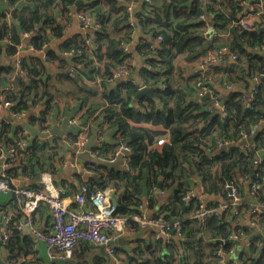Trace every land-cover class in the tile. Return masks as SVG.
<instances>
[{"label":"trees","instance_id":"trees-1","mask_svg":"<svg viewBox=\"0 0 264 264\" xmlns=\"http://www.w3.org/2000/svg\"><path fill=\"white\" fill-rule=\"evenodd\" d=\"M86 1L79 10L100 24L93 33V45H88L83 37H74L58 46L62 55L71 50L75 52L72 67L76 72L67 71L65 60L56 50L45 52V56L43 51L53 38L64 37V23L55 18L53 11L61 9L72 19V8L77 0H29L27 7H23L25 14L18 15L19 23L13 26L0 13V60L4 51L9 56V63L0 64V97L12 103L7 113L2 114V144L16 145L17 139L23 137L25 128L14 123L17 119L14 113L27 112L31 120L40 121V124L46 122L48 113L56 105L51 79H69L77 84L80 106L91 113L100 109L98 115L103 117L106 128L114 131V144L105 141L103 148H91L105 163L86 162L88 170L95 173L94 177L81 179L79 185L89 187L86 207L91 206L90 196L96 191L110 186L125 189L117 213L127 217L126 224L139 226L132 216L144 213L142 196L155 190L160 177H163L162 187L172 189L171 201L151 218L162 217L172 224L178 222L179 242L154 237L143 249H134L132 253L126 250L124 264H220L219 260L235 252L238 246L232 236L238 235L242 240L252 234L251 224L241 221L247 216L246 211L240 205H232L227 186H238L242 194L245 184H250L251 189L252 184L260 185L254 196L264 206V0H253L247 10L248 0H152L137 4L133 11L127 7L130 0ZM247 11L248 15L259 13L261 21L250 23V27L243 25L241 21ZM210 15L219 37L212 45H207L202 34L208 25L202 17ZM25 32L31 37L22 43ZM137 32L143 34V39L136 51L146 57L139 70V80L133 77V54L123 50ZM158 36L164 38L159 44ZM5 38L10 40L9 44H3ZM224 48L236 56L237 64L244 66L242 73L225 65L210 66L189 78L176 73L179 57L192 63ZM260 50L262 52L258 53ZM18 53L22 58L19 69L16 67ZM228 58L225 53L222 61ZM55 61L61 62L56 66L59 72L51 73L47 64ZM122 66L130 71L129 78H116L115 73ZM97 79L101 81L92 83ZM250 81H256L251 92L233 88L239 82L248 88ZM218 82L232 88L229 95L216 92ZM145 86L155 88L153 97L136 100L137 92ZM203 87L211 93L209 98H202ZM97 95L102 102L95 99ZM223 100V109H220L215 104ZM38 102L41 107L35 109ZM90 118L85 114L78 116L81 122L77 120L76 123L80 126L71 137L74 151L84 126H89L90 140ZM142 124L165 129L158 131ZM254 126L259 130L255 140L247 146L241 145L243 133ZM160 139L166 142L158 146ZM220 141L235 145L220 151ZM62 142L66 143V139L61 136L55 138V144L50 139L30 140L29 137L25 149L18 151L20 162L6 170L7 178L33 179L46 171L55 173L57 165L66 162L64 154L67 151ZM120 142L128 146L130 152L112 161ZM121 159L127 165L124 170L114 166ZM198 178L205 193L220 196L218 199L222 203L231 204L222 212L209 215L204 222L196 215L203 200L196 196L190 203L185 201V196L195 191ZM75 188L73 196L79 190ZM149 199L148 207L151 208ZM221 202L212 198L208 204L218 208ZM0 203H6L3 195ZM238 207V212H232ZM37 214L44 215L46 223L50 219L44 205ZM21 217L9 224L4 251L7 264H47L36 237L19 227ZM252 219L255 224L264 225V212L252 213ZM173 234L178 231L173 230ZM260 240L252 238L238 262L230 259L225 264H264V243ZM156 247L160 248L158 255L151 251ZM81 248L92 250L89 245ZM84 261V264H106L108 257L98 253ZM65 264L82 263L75 261L73 255Z\"/></svg>","mask_w":264,"mask_h":264},{"label":"crops","instance_id":"crops-1","mask_svg":"<svg viewBox=\"0 0 264 264\" xmlns=\"http://www.w3.org/2000/svg\"><path fill=\"white\" fill-rule=\"evenodd\" d=\"M81 1L82 3L80 5L76 4V7H81L87 3L86 0H81ZM138 2H139L138 5H142L143 3V2L141 3L140 0ZM157 2H161V0H157ZM28 4H29V0H0V13L4 14V16H6L7 18L8 24H10V26H13L14 24L19 23L17 16L21 14H25V13H22L23 7L26 8ZM250 7H251V4H250ZM105 9H107V6H105ZM53 13H54L55 18L59 22H62V24L64 23L65 28H64V37L59 40L57 38L56 39L53 38L50 46L52 47L51 49L56 50L58 55L62 59L65 60V63H66L65 66L67 67V71H68L69 68L74 64V61L71 58L72 61L70 64V62L67 60V57H65L64 55L60 53L61 51L58 46L60 45V43L73 39L74 37H83L85 39L90 38V43L91 45H93V38H94L93 33L95 30L83 29L80 21L75 17V15L73 16L72 19H69L67 14H64V12L61 11V9H56L53 11ZM202 18L207 21V25H208L207 28L203 32L204 34H206V37L204 38L206 39L207 45H212L213 41L219 37L218 30L215 28V25H214L215 23L211 15L202 17ZM248 18L251 24L261 21V17L259 13L250 14ZM142 39H143V34H141L140 32H137L134 34V36H132V39L130 40L129 44H126L129 48V51H131L134 57L135 70L133 72V77L135 79L138 76L137 71L139 72L140 68L146 62V57H144L143 55L139 54L136 51V48ZM5 40L6 41H3V44H9L10 40L8 38H5ZM22 40H23L22 43H24V38ZM22 47H24V45H22ZM2 57L3 58L0 60L1 61L0 64L2 62L9 63V56L6 54V51H4ZM230 60H233L232 56H229L228 61L231 62ZM60 63L61 62L59 61H55L52 64L48 63L47 67L51 71V73L53 72L57 73L59 72V69H57L56 66ZM176 64H177L176 73L182 74L185 78H189L191 75L195 74L196 72L203 70L200 67L201 65L200 60L196 62L188 63L187 61H185L183 56L178 58ZM101 67L103 68V64H101ZM244 70L238 69V71H240L239 73H242ZM100 81L101 79H97L96 81H93L92 83H96ZM251 83L252 81H250L249 87L246 88L243 83L239 82L235 84L233 88L238 89V90L240 88L247 89V92H249L251 88ZM50 84H51V89L53 90V92H55L56 96L57 95L58 96L56 98V105L51 109V112L48 113L47 115L46 122H44L43 124H40V121H33L31 120L32 118L29 116V114H26L24 117L14 120L15 121L14 123L21 125L23 128H25V130L28 131V133H30V140H34L37 138H41V139L45 138V139H50L52 144H55L54 141L56 137L61 136L63 139L64 138L66 139V143L65 142L61 143L64 146V150L67 151V153L64 154L66 158V162L63 163V165H57L58 166L57 170L55 173L52 174V178H53V181L58 186H62V187L64 186L67 188L68 192H71L70 193L71 195L68 193L66 202L70 204V206L71 205L73 206L74 198L72 195L73 193L72 191L76 190L75 187H80L79 185L81 183V179H87L85 177L86 174L88 173L92 175L95 174L94 172H89L88 168L86 167V162L105 163L103 162L104 159L94 157L93 150L91 148L93 147L103 148V143L105 141H107L110 144H114V131L113 129L106 128L103 117L101 115H98V112L100 109H97L95 112L91 113V111H89L87 108H82V106H80L81 101L77 99L80 93H78L79 91H77L76 83L71 82L67 78H62V79L52 78L50 81ZM92 85H97V84H92ZM215 89L217 93L223 96H227L231 92L232 88H226L224 85L218 82V84L215 85ZM207 92L208 91H206L205 93ZM95 99L97 101L102 102V99L99 95H97ZM35 109H38V108H35ZM0 112L1 114H4V115L7 113L6 109L2 108L1 106H0ZM84 114L86 116L91 117L88 120V123L90 124V140L88 141L86 145V150H84L80 154H77V152L74 151L75 145H74V142L71 141V137L73 133H75V131L78 130L77 127L80 126L78 125V123H80L81 121L80 119L78 120V116L79 117L80 115L84 116ZM74 118L78 120V123H73V122L71 123V120H74ZM142 125L147 126L151 129L158 130V131L165 129L163 128V126H153L149 124L148 125L142 124ZM262 128H264V126H262ZM45 129H47L48 132H44L43 130ZM247 145L248 143L245 146ZM70 149L71 151H69ZM262 150H263L262 153L264 155V147ZM80 160H82V162H80ZM114 166L121 170H124L127 168L125 160L123 159L119 160ZM162 180H163V177H160L159 183H161ZM196 180L197 182H199L198 185H196L195 187L196 196H199L205 199L208 198L206 200H210L213 198L220 202L222 201L218 199L220 196L208 195L207 193H205L204 187L200 182V178ZM24 184L38 186L40 185V178L24 180ZM105 190L108 191L107 193L112 198V201L115 202L118 206L124 194L125 189H115L114 187L110 186V187H107ZM151 191H147V194L149 193L148 195L145 194L142 196V200L144 203V205H142V208H143V211H145L146 215L149 217H152L153 215H155L156 211L163 208V206L167 205L172 199L171 198L172 189L163 188L162 186L160 189L157 185V187L154 190L155 192L154 191L151 192ZM7 194L8 193L2 194L5 197L6 203H0V206L2 207V212L0 213V233L2 232V224H3L4 216L7 214H11V213L15 214L19 208V206L17 205L16 198H13L14 193L11 191L9 195ZM147 197L151 198V202H152L151 208L148 207V203L150 199ZM74 206L76 207L75 203H74ZM239 207L243 208V211H246V214H247L246 217H242V220H241L242 223L243 224L250 223L251 232H252L251 236L249 237L245 236L242 240L249 239V242H250L252 238L259 237L261 238L260 240L262 241L261 243H264V234L263 235L259 234L264 230V225L255 224L252 221L253 220L252 213H260V211L264 212V208H263L264 206L261 205L260 202L256 199V197L254 196L252 192L251 186L248 183L243 186L241 203ZM239 207L237 209L233 208L232 212H235L234 210H237L238 212ZM257 208H260L259 212H255V209ZM37 225L43 230H46L47 228H49V225H52V222H51V219H49L47 220V223H46L44 215L43 216L37 215ZM157 230L158 228L155 226L144 227V226L139 225V226L132 227V225L128 223L123 227L120 226L117 232V234L119 235V239L122 238V236L126 237L124 240L122 241L118 240L117 243L114 244L115 248L117 249V253H115L114 255H109L107 254L106 248L104 246L89 244L92 250H88L86 248L84 249L79 248L75 251L74 259L75 261L84 264L85 258H89L99 253V255L104 254L105 256L108 257V262L106 264H124L123 259L126 256L125 253L126 252L132 253L134 249L145 248L143 247L145 246V244H147L149 241L153 242L155 233ZM26 232L28 231L26 230ZM165 240L167 241L173 240L175 242H179V238L167 239L165 237ZM249 242L243 245L242 250L248 247ZM39 250H40L42 258H45V261H47L46 263L49 264L45 242L43 241L39 242ZM151 251H153L154 255H158L160 253V248L156 247V248H153ZM0 254L2 257L4 256V251L1 248H0ZM226 259H227V256H226ZM233 260L237 262L239 261L238 259L237 260L233 259ZM60 263L65 264V262H60Z\"/></svg>","mask_w":264,"mask_h":264},{"label":"built area","instance_id":"built-area-1","mask_svg":"<svg viewBox=\"0 0 264 264\" xmlns=\"http://www.w3.org/2000/svg\"><path fill=\"white\" fill-rule=\"evenodd\" d=\"M149 3L152 0H145ZM136 0H130L127 3L129 11H133L136 8ZM80 7H76V4L73 6L71 15L74 16L80 21L83 29L96 30L100 28L99 22L95 21L90 15L79 10ZM248 11L245 12V17L241 23L247 27H250V22L248 16ZM205 17V16H203ZM133 19L131 18V23ZM31 34L25 32L23 34L24 42L26 39L29 40ZM164 40L162 36L157 37L158 44ZM23 41V40H22ZM21 41V42H22ZM86 43L90 45V38L85 39ZM33 49V47H31ZM123 50L129 52L128 46H124ZM45 51H43V56H45ZM225 53H229L227 48L222 49L218 53H214L204 58L201 61L200 67L203 70L209 68L211 62L222 61V56ZM75 55L73 50L67 51L64 53L65 57H71ZM232 58L236 59L235 55H232ZM22 58L18 53L16 55V67L20 68ZM72 72H76L74 67L69 68ZM130 71L124 66L117 69L115 76L116 78H129ZM113 81V79H111ZM198 85H201L198 83ZM229 88V86H226ZM207 91L206 87H203V92ZM251 99H249L250 101ZM11 102L4 100L3 97H0V106L7 109L11 106ZM220 109H223V104L219 101L215 104ZM41 103L38 102L35 104V108H40ZM27 112L14 113L15 118L19 119L24 117ZM4 116L0 112V126L2 125L1 120ZM76 118L71 120V123H76ZM9 122V121H7ZM258 130V126L251 128L249 132L243 133V138H248L250 135L254 134ZM48 132L47 129L43 130ZM30 137V133L27 130H24L23 137L17 139L16 145L4 146L2 144V139L0 137V196L4 193L13 192L19 206L18 211L15 214H7L4 216L5 222L2 224V238L4 245L9 238V224L11 221L21 217L19 221V227L21 229L27 230L29 234H32L40 242L43 241L46 243V250L49 259V264H55L58 262H67L73 258L74 252L76 249L81 248L85 245L94 244L104 246L106 252L109 255H114L115 246L110 244L119 239L117 234L120 226H125L127 217L122 216L117 213V204L112 201V198L107 193V190H99L90 196V207H86V199L89 193L88 185H81L79 190L74 194L73 206L66 202L68 197V190L66 187L58 186L52 178V173L46 171L40 175V185L33 186L24 184L22 177L15 179H8L6 176V170L15 166L20 162L18 157V151L24 150L27 144V139ZM45 139V138H43ZM89 141V126H84L80 137L77 141V154H80L86 150V145ZM165 139H160L157 141V145L165 144ZM227 143L220 141L218 146L221 148ZM130 152V148L126 146L123 142H120L116 148L115 157L112 158V161L115 160L117 156H126ZM94 157H96L95 152H93ZM104 159V158H102ZM126 159V157H125ZM89 172H93L90 171ZM11 183L15 187H11ZM230 190L228 194L232 197L231 203L233 206H239L241 203V191L238 186H227ZM260 185L252 184L253 194L260 189ZM196 197L195 191H190L185 196L186 203H190L192 199ZM199 197V196H198ZM204 201L198 207L196 211L197 217L204 222L205 219L211 214H218L223 210L227 209L231 204L224 202L219 205L218 208L210 207L208 204L209 200L199 197ZM74 203L76 207L74 206ZM41 205L47 207L49 216L52 222L49 228L43 230L37 225V212ZM260 208L255 209V212H259ZM132 218L139 222L141 226H155L158 230L155 233V237H166L167 239L171 237L179 238L181 233L180 225L178 222L169 223L164 220L162 217L157 219H152L147 216L145 211L142 215L135 214ZM173 230L178 231V234L174 235ZM180 239V238H179ZM232 239L239 241V236L234 235ZM2 257V256H1ZM5 256L2 258L4 259ZM226 257L219 260L220 264H225ZM7 264V262H5ZM236 264V262H235Z\"/></svg>","mask_w":264,"mask_h":264},{"label":"water","instance_id":"water-1","mask_svg":"<svg viewBox=\"0 0 264 264\" xmlns=\"http://www.w3.org/2000/svg\"><path fill=\"white\" fill-rule=\"evenodd\" d=\"M141 2H145V0H140ZM252 1L253 0H248V2L246 3V5H245V8H246V10L247 9H249V7H250V4L252 3ZM82 3V1L81 0H78L77 2H76V4L77 5H80ZM202 36L203 37H206V34H202ZM26 42H28V39H26ZM52 47L51 46H48L47 48H46V51H49L50 49H51ZM258 53H261V51H258ZM229 56H232V53L229 51ZM233 60H230L231 62H229V61H225V62H223V61H217V62H211L210 64H209V67L210 66H215V65H225V66H230V67H235V68H238V69H240V70H244V66L243 65H239V64H237V61L234 59V58H232ZM67 60L70 62V64H71V61H72V59H71V57H67ZM137 80H139V72L137 71ZM256 84V81H252V83H251V88H250V92L252 91V89H253V86ZM154 91H155V88L154 87H147V86H145V87H142L138 92H137V94H136V100H139V99H141V98H143V97H153V95H154ZM211 96V93L210 92H207V93H205L203 96H202V98L203 99H206V98H209ZM226 99V98H225ZM222 104H224V100L221 102ZM259 134V130H257L254 134H252L250 137H248V138H245V139H243L241 142H240V144L241 145H245V144H247V143H249V142H252V141H254L255 140V138L257 137V135ZM235 144L234 143H232V144H228V145H224L223 147H221V149H220V151H225V150H227V149H229L230 147H232V146H234ZM208 155H211V153L210 152H208ZM80 162H82V160H80ZM81 170V169H80ZM85 177L88 179V178H90V177H94V175H92V174H86L85 175ZM0 178H1V176H0ZM161 183H159L158 184V187L161 189ZM11 187H15V185L13 184V183H11ZM13 198H15V194L13 195ZM206 199H208V198H206ZM264 208V207H263ZM2 212V207L0 206V213ZM5 222V220H3V223ZM259 234H261V235H263L264 234V230L261 232V233H259ZM3 236H2V234L0 233V248L3 250V251H5V245H4V242H3V238H2ZM126 237L125 236H122V238H120V239H118V240H120V241H122V240H124ZM171 238H175V237H171ZM171 238H169V239H171ZM118 240H116V241H114V242H110V244H115V243H117V241ZM237 242V245H241V244H243V245H245L246 243H248L249 242V239H247V240H241V241H236ZM5 262H7V257H4V259L1 257V254H0V264H5Z\"/></svg>","mask_w":264,"mask_h":264},{"label":"rangeland","instance_id":"rangeland-1","mask_svg":"<svg viewBox=\"0 0 264 264\" xmlns=\"http://www.w3.org/2000/svg\"><path fill=\"white\" fill-rule=\"evenodd\" d=\"M58 96V95H57ZM57 96H56V98H57ZM242 249H243V244H241V245H239L238 247H237V249L235 250V252H233V253H228L227 254V259L228 260H230V259H238L239 260V258H240V255H241V253H242Z\"/></svg>","mask_w":264,"mask_h":264},{"label":"flooded vegetation","instance_id":"flooded-vegetation-1","mask_svg":"<svg viewBox=\"0 0 264 264\" xmlns=\"http://www.w3.org/2000/svg\"><path fill=\"white\" fill-rule=\"evenodd\" d=\"M77 1H78V0H77ZM75 4H76V3H75ZM49 46H50V45H49ZM47 47H48V46H47ZM47 47H46V48H47ZM50 50H52V49H50ZM50 50H49V51H50ZM45 52H47L46 49H45ZM60 53H61V52H60ZM61 54H62V53H61Z\"/></svg>","mask_w":264,"mask_h":264}]
</instances>
